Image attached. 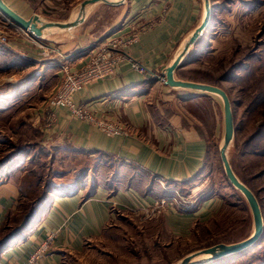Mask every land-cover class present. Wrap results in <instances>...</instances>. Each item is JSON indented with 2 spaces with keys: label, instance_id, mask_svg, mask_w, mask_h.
I'll return each instance as SVG.
<instances>
[{
  "label": "crops",
  "instance_id": "obj_1",
  "mask_svg": "<svg viewBox=\"0 0 264 264\" xmlns=\"http://www.w3.org/2000/svg\"><path fill=\"white\" fill-rule=\"evenodd\" d=\"M2 1L25 19L34 15L32 9H26L24 0ZM209 3L213 23L208 29L210 34L207 42L205 44L204 41L208 31L201 34L182 56L179 67L173 73L175 80H194L183 79L179 75L186 61L192 59V63H199L208 56L223 53L221 51L224 46L217 42L216 36L230 30L227 25H223L227 19L222 18V15L229 17L237 13L239 20L245 22L247 19H257L264 12V0H232L225 3V6L222 0H209ZM79 14L81 21L76 26L46 31L40 38L45 39L46 34L60 37L56 43L60 46L58 49L61 55L56 56L54 61L68 64L73 70L80 69L88 61L93 41L101 42L110 36L126 33L136 21L149 26L138 41L125 51L126 60L121 62L113 77L96 82L73 95L76 104L90 103V107L97 112L118 116L127 126L129 134L106 136L95 126L72 117L65 108L54 109L53 120L48 121L44 104L35 110L34 116L31 115L34 121L30 125L41 131L46 144L89 152L90 156L98 153L110 156L120 163L116 168V180L99 183L96 192L86 201H81L83 189L70 195L53 196L48 209L32 227L26 240L4 250L0 264H64L65 255L82 249L90 240L101 238L104 230L115 225L119 214L123 216L125 211L140 214V209L156 199L158 192L161 188L165 190L168 182L191 184L198 180L199 173L203 171L209 142L204 133L194 128L198 126L202 129L201 121L189 113L188 104L182 101L203 94L191 92L193 94L189 97H173L174 91L179 89L160 83L157 77L166 76L167 68L202 23L204 0L99 1L87 5L82 12L79 9L68 22H72ZM21 40L25 44L23 47L10 41L9 47L5 46L33 60L37 65L16 73L19 76L14 80L16 83L2 81L0 87L7 91L23 92L24 95L32 76L37 72L42 75L45 65H42L40 54L29 49H33L32 42L23 38ZM50 40L47 44H52ZM234 42L238 44L234 51L240 58L243 57L250 44L241 43L239 39ZM215 43L218 45L215 46ZM130 60L143 66L147 73L133 70ZM49 64L54 65L52 62ZM235 73H241V70H235ZM219 86L228 93L223 85ZM205 96L212 100L214 107L220 109L216 100L218 97ZM167 101L170 106L163 110V105L159 103ZM7 106L0 114L14 111V105ZM217 124L218 121L215 127ZM156 179L163 180L164 185ZM17 198V184L12 181L3 182L0 178V224L6 213L15 209ZM213 199L204 201L194 211L177 213L178 217L171 216L172 210H169L160 217L161 221L172 235L171 219L192 221L189 230L193 229L197 223L208 221L205 217L210 207L207 210L205 207L215 201ZM46 243V251L40 253V248Z\"/></svg>",
  "mask_w": 264,
  "mask_h": 264
},
{
  "label": "rangeland",
  "instance_id": "obj_2",
  "mask_svg": "<svg viewBox=\"0 0 264 264\" xmlns=\"http://www.w3.org/2000/svg\"><path fill=\"white\" fill-rule=\"evenodd\" d=\"M84 1L87 0H24V4L27 6V10H33L32 13L42 21L68 23L70 18L81 9ZM108 1L112 2L113 0ZM102 12H105V9H102ZM76 18L80 19L81 14L76 16ZM222 18L227 19L226 23L224 20L225 24L223 25H227L230 30L220 32L218 33V37L216 36L217 42L224 46L221 51L223 53L219 56H208L203 62L199 63H192V59L191 61H186L184 63V69L179 75L183 79H194L190 81L219 83L228 90L229 94L227 92L225 93L231 104L234 137L226 149L227 160L238 180L243 184L245 183L243 180H245L251 184L254 191H257L258 203L264 220V191L262 190L264 188V177H260L254 181L249 177L264 169V159H261V161L256 159L254 162L253 160L243 158L242 153L244 147H241L246 137L254 131L256 124L264 122V111H251L254 117L245 115L244 103L246 102L243 99V94L240 92L242 84L238 81L226 83L225 80H222L224 71L229 70L233 66L231 62L240 59V56L234 51L238 45L234 42L235 40L239 39L241 43H249L250 48L257 47L258 42H264V12L257 19L251 18L245 22L241 19L239 20L237 13L229 17L222 15ZM23 32L25 31L19 28L17 29V27L0 15V44L8 46L11 44L10 42H16L17 45H22L21 47H23L25 44L21 39L23 38L25 41L29 40L33 44L31 45L33 49L28 48L37 51L42 57V65H45L42 75L41 72H37L32 76L33 79L30 85L27 86L24 95H22L23 92L7 91L4 87H0V95H10L12 101L8 105L15 106L13 107L14 111L0 114V132L2 134L8 133L14 142L27 141L29 136L35 139L41 137V133L31 132L29 128L30 124L34 121L31 119V115L34 116L35 110L42 106L46 99L57 91V86L61 81L60 66L64 64L59 62L55 63L54 61L56 56L61 55L58 49L60 46L56 43L60 37L56 35L55 37L46 36V34V37L44 36L45 39H42L43 41L46 40L44 43L41 39L38 40L31 34L28 37ZM209 34L210 30L208 31V35L205 36V43L207 42ZM3 39L4 41H2ZM49 39L52 40V44H47ZM96 42H92L89 50H94L97 47L99 41ZM216 44L218 45V43H215V46H217ZM227 44L232 45L226 48L225 46ZM49 62H52L54 65H50ZM27 69L29 70V68ZM253 69L256 71V74L254 78L249 79V82L252 85L255 84L254 87L258 92L263 91L264 65L257 63L253 65ZM18 77L16 74L0 75V84L2 81L16 83L17 81L14 80H17ZM178 89L174 91L173 97L174 95L189 97L193 94L191 93L192 91ZM216 100L220 105L219 112H217V127L214 128V125L211 127L213 118L210 119V117L205 119L208 120L207 126H205L207 121L205 124H201L206 139L209 142L203 171L199 173L197 181L191 184H185L182 187H177L178 190H181L178 193L182 196L186 197L194 193L192 205L201 196L214 195L213 200L215 201L209 202L205 207L206 210L210 207L208 209L209 214L205 217L208 221L205 224H200L195 230L194 228H190L189 230L192 221H185L186 219L182 218H177L176 220L171 219L172 225L170 229L173 232L172 235L166 228L164 222L161 221L160 217L164 214L142 216L141 214L130 213L124 210L126 212L124 214L125 216L123 215L124 219H117L114 227H111L112 230L110 231L116 235L115 237L102 236L96 240H90L82 249L65 255L64 264H179L186 256L205 248L221 243L227 245L239 243L251 236L254 230V222L248 204L249 217L248 212L242 207V204H239L235 209L231 205L224 207V204H236L237 198L242 199L244 197L228 182L224 172L220 155V148L223 144L225 132L224 113L222 101L218 98ZM168 102H160L159 105L162 104L163 110H167L170 106ZM22 116H24V119L21 118ZM246 121L248 123L246 129H244ZM20 122L22 123L21 126H19ZM209 127H211L210 130L208 129ZM238 146L242 149L238 150ZM5 149H12L9 147V143L7 145L0 144V154ZM74 158L72 154H66L63 159L58 157L52 166L49 181L56 185L64 184L70 187L82 175L80 169H84L83 171H85L88 168L90 169L89 172L87 171L86 184L88 187L92 184L93 180H96L97 183H104L106 176H111L119 166V163H112L113 161L110 159H108L109 164L105 166L103 165L104 161L97 156L85 157L75 155ZM247 188L249 189V187ZM233 194L235 195L233 196ZM181 208L169 207L168 211L172 210L170 212L172 213L171 216L178 217L177 213L180 212ZM259 247L261 248L257 247L249 255L247 254L248 256H245L248 257L247 262L249 264H264V241ZM200 258L198 257V259Z\"/></svg>",
  "mask_w": 264,
  "mask_h": 264
},
{
  "label": "trees",
  "instance_id": "obj_3",
  "mask_svg": "<svg viewBox=\"0 0 264 264\" xmlns=\"http://www.w3.org/2000/svg\"><path fill=\"white\" fill-rule=\"evenodd\" d=\"M222 2V5L225 6V3L232 2V0H222ZM237 61L231 62L233 66L229 70L224 71V77H222V80L229 81L230 83L238 81L242 84L240 92L243 94V99L246 102L244 103V113L245 115H248V117H254V114L251 111H264V90L258 92L254 87L255 84L252 85L251 82H249V79L254 78V75L256 74V71L253 69V65L257 63L264 65V42H258L257 47L254 48H250L249 46L246 49L245 55ZM34 65H37V63L33 60L23 57L22 55L11 51L5 45L0 44V75H13L27 68L33 67ZM238 69L241 70V73L236 74L235 70ZM208 84H212L213 86L220 88L219 83L210 82ZM11 100L12 98L10 95L8 97L0 96V111L5 110V108L8 107L7 104ZM182 101L188 104L187 109L189 113L197 118L198 121H201L202 124H205L207 121L205 126L208 125V120L205 119L209 117L210 119L213 118V124H211V127L214 125L215 128L216 121H218L217 112H219V110L218 106L214 107L212 100L208 96H196L186 98ZM247 123L248 121L245 122L244 129H246ZM21 124L22 123L20 122L19 126H21ZM211 127L208 129L210 130ZM29 128L31 129V132L38 134L41 133L38 128H33L31 125ZM194 128H196L200 133H204L203 129H200L198 126H195ZM40 136L41 137H38L39 139L29 136V141L14 142L8 133L0 135V144L7 145V143H9V147L12 148L9 150L5 149L6 151H1L0 178H2L3 182H15L18 188L17 205L15 209L9 210L6 213L4 220L0 224V256L8 247L26 240L32 227L36 225L41 216L48 209L50 203L49 201L53 196L70 195L83 189L84 193L81 201H86L96 192V189L98 188L99 183H97L96 180H93L92 184L87 187L86 180L88 172L90 171L88 168H86L87 170L85 171H83L84 169H80V173L82 175L77 179L78 182L75 180L73 186L68 187L64 184L56 185L55 183L50 182L49 179L51 178V169L58 157L63 159L66 154H72L73 159H75V155L87 157L90 156V153L76 149H68V147L53 146L48 143L46 144V142L42 139V134H40ZM242 146L244 147L243 153L241 152L243 158L250 159L251 161L253 160L254 162L256 159H259L258 161L264 159V122L256 124L254 131L246 137L241 147ZM241 147L238 146V150L242 149ZM94 156L103 160V165L105 166L109 164L108 159L113 161L112 163L116 162L110 156H105L101 153ZM116 173L117 171H115L111 176H106L104 183L108 181H115L117 176ZM254 174L249 176L252 181L260 177H264V169ZM243 181L257 198V191H254L250 183H247L245 180ZM185 184H190V182H168L165 185L166 189L164 190L161 188L156 196V199L166 198L172 195L174 191L181 192V190H178L177 187H182ZM262 190L264 191V188H262ZM234 195L235 194H233V196ZM213 197L214 195L205 197L201 196L194 201L196 202L194 205L187 208H181L180 212L194 211L198 209L204 201ZM240 197L242 196L240 195ZM240 199L241 198H237L236 204H224V207L231 205L235 209L239 206V204H242V207L248 212L249 208L247 207L246 200L244 198ZM249 215L250 213L248 212V217ZM118 216V219L122 220L123 216L120 214ZM200 224L205 223H197L194 230ZM110 230H112L111 227L104 230L102 233L103 237H115L116 235ZM263 241L264 230L260 239L252 247L244 250L243 252L223 257L208 264H249L247 262L248 257L245 256L247 254L249 255L253 249L263 247H259Z\"/></svg>",
  "mask_w": 264,
  "mask_h": 264
},
{
  "label": "built area",
  "instance_id": "obj_4",
  "mask_svg": "<svg viewBox=\"0 0 264 264\" xmlns=\"http://www.w3.org/2000/svg\"><path fill=\"white\" fill-rule=\"evenodd\" d=\"M148 29L147 24L136 21L132 23V26L130 25L126 33L113 35L99 42L97 47L92 50L88 61L80 69L73 70L68 64L61 65V81L57 86L58 89L44 103V111L48 121L53 120L52 113L54 109L65 108L72 117L95 126L106 136H127L129 130L118 116L97 112L90 107V103L76 104L73 101V95L96 82L113 77L117 73L121 62L126 60L125 51L137 42L140 35ZM23 33H26L29 37L30 33ZM130 63L133 70L142 74L147 73L139 63L131 60ZM157 80L165 84V76L159 75ZM156 180L162 186L164 185L163 180ZM193 197L192 193L185 197L174 191L172 195L162 199H154L142 207L140 214L142 216H155L167 212L169 207L187 208L193 204ZM46 249L47 243L40 248L39 252L43 253Z\"/></svg>",
  "mask_w": 264,
  "mask_h": 264
},
{
  "label": "water",
  "instance_id": "obj_5",
  "mask_svg": "<svg viewBox=\"0 0 264 264\" xmlns=\"http://www.w3.org/2000/svg\"><path fill=\"white\" fill-rule=\"evenodd\" d=\"M99 1L106 2V0L84 1V3L81 6V12L84 10V8L87 5L94 4ZM204 9H205V14L202 23L193 32L192 36L189 38L188 42L186 43L180 54L167 68L166 76H165V85L171 88H177V89L181 88L184 90H189L198 94L213 95L218 97L222 101L225 132H224L223 144L220 148L221 161L228 182L243 195L250 208L254 222V230L251 236H249L247 239L239 243H235L231 245H227L223 243L216 244L214 246L205 248L194 254L186 256L185 258L182 259V261L179 264H208L223 257L243 252L244 250L252 247L260 239L264 230L263 217L257 198L251 192L250 189H248L241 181L238 180L227 160L226 149L228 148L230 142L234 137L233 116L231 112V104L227 94L225 93V91H223L221 88L217 86L204 84V83L191 82V81L175 80L173 77V73L176 70V68L179 67V62L182 56L185 55L189 47L196 42L198 37L201 34H205L210 27L212 15L210 13L209 0H204ZM0 14L2 15V17H4L5 20L9 21L12 25L27 33H30L36 39L42 38L43 34L46 31H52V29H60V30L69 29L76 26L81 21V20L78 22L73 21L68 23L48 22V21H42L36 15H33L32 17L25 19L21 17L19 14L15 13L13 10H11L2 0H0ZM198 257L201 258L198 259Z\"/></svg>",
  "mask_w": 264,
  "mask_h": 264
},
{
  "label": "bare ground",
  "instance_id": "obj_6",
  "mask_svg": "<svg viewBox=\"0 0 264 264\" xmlns=\"http://www.w3.org/2000/svg\"><path fill=\"white\" fill-rule=\"evenodd\" d=\"M106 2H107V3H111V2L108 1V0H106ZM212 5H213V4H212ZM214 10H215V9H214ZM210 12H211V11H210ZM214 14H215V13H214ZM0 15H1V14H0ZM1 16H2V15H1ZM3 18H4V17H3ZM80 19H81V18H80ZM80 19H79V18H76L74 21H77V22H78V21H80ZM72 22H73V21H72ZM211 23H213V22H211ZM205 44H206V43H205ZM180 89H181V88H180ZM188 96H189V95H188ZM15 163H16V162H15ZM9 166H10V165H9ZM18 166H19V165H18ZM14 167H15V166H14ZM14 167H13V169H14ZM9 169H10V168H9ZM13 169H12V170H13ZM2 170H3V169H2ZM7 171H8V170H7Z\"/></svg>",
  "mask_w": 264,
  "mask_h": 264
}]
</instances>
